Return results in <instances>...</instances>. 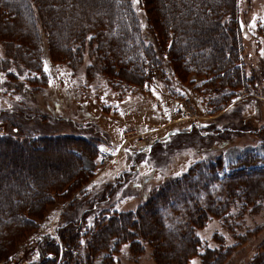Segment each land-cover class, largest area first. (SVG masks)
Instances as JSON below:
<instances>
[{
    "label": "trees",
    "instance_id": "trees-1",
    "mask_svg": "<svg viewBox=\"0 0 264 264\" xmlns=\"http://www.w3.org/2000/svg\"><path fill=\"white\" fill-rule=\"evenodd\" d=\"M238 7V0H0V42L6 47L0 53V84L7 83L9 89L17 85L10 81L19 76L9 69L11 61L27 70L25 87L37 90L49 80L45 55L71 66L88 56L93 60L90 69L96 65L118 89L143 87L160 77L170 91L172 81L192 84L200 78L206 95L208 89L219 86L228 101L252 80L245 75L246 41ZM238 125L243 128V122ZM230 129L226 130L229 135L242 134ZM253 134L264 146V124ZM91 138L27 133L21 139L10 132L0 134L4 148L27 152V156L9 158L14 172L0 170V261L10 259L49 205L83 192L95 175L83 162V155L89 159L97 155ZM52 144L66 153L52 152ZM74 201L75 197L69 206ZM237 203L239 212L264 204V166L225 172L221 156L197 162L161 183L134 210L99 214L86 226V235H79L78 221L69 219L57 226L58 238H65L58 264H93L103 251L104 264H110L121 243H129V251L137 255L147 243L156 264H188L195 255L200 264H224L239 244L204 246L194 229L212 216L241 218L238 211L231 213ZM92 208V202L88 203L82 218ZM81 236L85 238L83 253L79 252ZM40 240L41 257L32 264H53L61 241L58 244L51 233ZM252 246L247 264H264V236Z\"/></svg>",
    "mask_w": 264,
    "mask_h": 264
},
{
    "label": "rangeland",
    "instance_id": "rangeland-1",
    "mask_svg": "<svg viewBox=\"0 0 264 264\" xmlns=\"http://www.w3.org/2000/svg\"><path fill=\"white\" fill-rule=\"evenodd\" d=\"M238 6L246 41L245 75L252 80L228 101H224L227 94L219 86L208 89L206 95L200 78L194 79L192 84L172 81L170 91L160 77L152 78L143 87L126 85L118 89L109 84L96 65L90 69L93 60L88 56L83 63L71 66L52 62L45 55L48 84L34 90L26 88L22 82L27 70L10 62L9 69L19 76L10 80L12 85L17 84L12 89L7 83L0 84V134L10 132L21 139L27 133L92 137L97 151L107 149L109 157L105 163L98 164L97 156L89 159L83 155L84 165L95 171L81 189L83 192L77 191L68 200L58 199L49 205L43 218L36 222V228L30 229L16 245L10 259L0 264L39 262L40 239L50 233L56 235L57 226L65 225L69 219L78 221L79 235H86V226L93 224L99 214L134 210L161 183L197 162L221 156L225 172L239 167L264 166V160L259 161L264 158V146L253 134L264 124V0H238ZM0 46V53L6 52L4 43L0 42ZM43 114L49 116L45 119L41 117ZM5 116L9 119L4 120ZM240 122L243 128L238 125ZM228 128L242 134L229 135ZM151 138L153 143L159 142L143 150L133 148ZM123 140L126 146L114 160L116 147ZM51 151L66 153L56 144H52ZM26 153L23 148H4L0 144L1 172L14 170L13 162L9 161L11 156L20 157ZM44 171L49 174L46 167ZM22 172H26V168L23 167ZM74 197V203L69 206ZM91 202L94 208L82 218ZM240 205L237 203L230 208L231 213L239 212ZM239 213L241 218L209 217L201 227L194 229L204 246L239 244L224 264H247L253 254L252 245L264 236V204L257 210L251 207ZM54 238L60 244L61 238ZM64 240L53 264L60 261ZM79 240V252L83 253L84 236ZM117 249L110 257V264H156L147 243L140 255L129 251V243H121ZM105 254L104 251L97 254L93 264H104ZM193 262L200 264L199 256H192L188 264Z\"/></svg>",
    "mask_w": 264,
    "mask_h": 264
},
{
    "label": "built area",
    "instance_id": "built-area-1",
    "mask_svg": "<svg viewBox=\"0 0 264 264\" xmlns=\"http://www.w3.org/2000/svg\"><path fill=\"white\" fill-rule=\"evenodd\" d=\"M140 145V144H138ZM100 156H101V162L105 161L106 157H107V152L105 150L100 152Z\"/></svg>",
    "mask_w": 264,
    "mask_h": 264
},
{
    "label": "snow or ice",
    "instance_id": "snow-or-ice-1",
    "mask_svg": "<svg viewBox=\"0 0 264 264\" xmlns=\"http://www.w3.org/2000/svg\"><path fill=\"white\" fill-rule=\"evenodd\" d=\"M89 39H91V37H89ZM193 264H194V262H193Z\"/></svg>",
    "mask_w": 264,
    "mask_h": 264
}]
</instances>
